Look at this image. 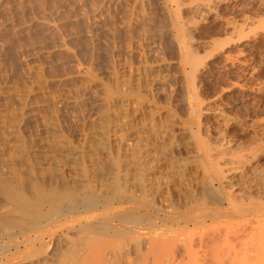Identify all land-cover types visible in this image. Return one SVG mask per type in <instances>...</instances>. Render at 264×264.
<instances>
[{
  "label": "rangeland",
  "instance_id": "obj_1",
  "mask_svg": "<svg viewBox=\"0 0 264 264\" xmlns=\"http://www.w3.org/2000/svg\"><path fill=\"white\" fill-rule=\"evenodd\" d=\"M121 77L144 102L138 122L166 129L146 134L153 150L144 172L124 167L107 132L102 150L88 154ZM92 80L102 92L87 90ZM24 88L35 91L24 116L12 118L21 167L0 133V264H93L96 253L117 248L137 261L123 264H148L140 260L148 247L194 234L196 245L204 232L218 238L240 220L236 203L264 206V0H0V118L13 104L7 94ZM54 97L81 106L54 107ZM50 135L72 152L51 151ZM13 168L27 172L25 187ZM124 169L155 183L133 187ZM15 193L26 216L14 211ZM50 214L57 218L40 234L24 237ZM177 246L183 256L186 246Z\"/></svg>",
  "mask_w": 264,
  "mask_h": 264
},
{
  "label": "bare ground",
  "instance_id": "obj_2",
  "mask_svg": "<svg viewBox=\"0 0 264 264\" xmlns=\"http://www.w3.org/2000/svg\"><path fill=\"white\" fill-rule=\"evenodd\" d=\"M135 74H137V73H135ZM140 74H141V72H140ZM135 77L137 78V76H135ZM138 77H140V75ZM39 79H37V80H39ZM86 79L89 80L88 77H86ZM86 79H84V80H86ZM129 79H127V78L126 79H124V78L121 79L122 84L120 83L121 84L120 86H124V87H120L118 85L121 89H123L122 90L123 92L122 91L120 93H116L115 92L116 94L114 92H113L114 94L110 93L111 95H109L110 96L109 97L108 96L109 92L107 93V91H105L107 93V96L109 97V98H107V102H106V106H105L107 108H106L104 113H101L102 115H99L100 116V118H99L100 121L99 122H95V124L97 123L94 126L95 132L94 133L92 132L93 135L91 134V137L89 136L90 138H92L91 142H92L93 146L92 147L90 146L89 150L90 149L94 150L96 148H99V149L101 148V150H102V143L105 142V141L102 142V140L100 138V136H101L100 134H103L102 136L105 137V134H106L105 132H107V133L110 134V136H112L110 138H113V140L118 141L119 143L117 142V144H119V146L121 145V147H122V150H123L122 153L125 156L124 159H126L125 163H124V160L122 162V163H124L123 165H125L124 167L129 168L127 170H130V171L134 170V173H135L136 172L135 170L136 169L138 170L139 168H141L144 163H146L147 161L150 162L149 159H150V157H152L151 156V150H153L152 149L153 147L151 148V150H149L150 147H151V146L149 147L150 144L148 145L149 149L145 145L146 144L145 142L148 141L147 139L150 140V138H148V136L146 134H148V133L149 134L150 133L156 134L157 133V135L161 136V134L166 130L165 129L166 127H164L165 130L163 132H161V129H163V126L160 125L162 127H160V126L158 128L155 127L151 123L152 121L150 122V119L147 120V122H144V121L140 122V120L138 122L139 115L141 113V109H142V106H143L142 104L144 102H142L138 98H134V97L131 96L132 94H130V91H129V90H131V88H129L130 87L129 85L131 84L130 80H132V79H130V80ZM94 80H92V82H89V84L87 83L88 84L87 90L96 89V88H97V90H100L98 87L102 86L100 84L101 82L100 83L97 82L98 80L93 82ZM137 80H139V78H137ZM162 80H164V79L162 78ZM157 81H161V80H159V78H157ZM157 81H155V82H157ZM119 82H120V80L116 84H118ZM42 83L38 82L39 86L36 85L37 86L36 88H38L40 90L41 87H42ZM116 84H115V88H117ZM25 86H26V84H25ZM106 87H104V88H106ZM27 88H24L25 90L23 89V92H22L21 89H19V92L21 90L20 93L11 91V92H13L12 94L10 93L11 95L9 93L7 94V95H9V98H12L13 102H11V103H13V104H12V106H9V107L7 106L8 108H5L6 112L4 111L5 113L3 112L4 113L3 117L0 118V131H1L0 133L3 132L2 134L5 136L4 137V141H5V145H6L5 146L6 150L9 151L10 153H13V156L11 154V157H10L11 160H10V158H9V160L11 161V164L14 163V166L20 162V156L21 155L19 153H20V151H22V148H24V147H23V144H22V141H21L20 137L17 135L19 127L15 123V121H13L14 119L12 120V118L15 115L17 116L18 111H20V114L22 113L21 115L24 116L23 114L27 112V111L25 112V110L27 108H29V106H31V105H29L28 101L30 100L31 96H33L32 94L34 93L33 91H35V89L34 88H30V89L26 90ZM115 88L112 89V90L116 91ZM16 90L18 91L17 88H16ZM118 90L120 91V89H118ZM36 91H37V89H36ZM46 91H44V92H46ZM108 91H110V90H108ZM103 96H106V95H103ZM7 98H8V96H7ZM61 99H58V98L55 99V97L54 98H50V100L47 101V103H49V105L50 104L51 105H55L54 107H56L57 105L60 106V107L63 106L64 108H66V106H68V108L69 107H73V110H74L75 107L78 108V106H81V104H80L81 101L78 100L79 98H75V99L73 98L74 100H72V101L71 100L70 101L69 100L65 101V100H63V99L61 100ZM76 99H77V101H76ZM102 99H104V98H102ZM9 100H11V99H9ZM105 100H106V98H105ZM145 104H146V102H145ZM147 105H148V103H147ZM50 108H52V107H50ZM79 109H81V108H79ZM23 111H24V113H23ZM20 114H18V115H20ZM0 116H2V114ZM45 116H48V115H45ZM48 117H49V119H51L50 118L51 116H48ZM19 119H20V117H19ZM151 120H153V119H151ZM17 122H18V120H17ZM46 127L48 128V125H46ZM48 129L53 130V125L51 123H50ZM107 136H108V134H107ZM156 138L158 139L160 137L157 136ZM107 139H108V137H107ZM46 140H47V138H46ZM107 141H109V140H107ZM48 142L50 144H53V147L51 149V151H53V152L62 151V150H67L68 152H72V150L70 149L71 147L69 148L68 145L64 141H60L59 137H57L55 135H50L49 138H48ZM90 145H91V143H90ZM140 145H142V147L145 146L144 150H143V148H141V150H143V151L140 150ZM103 146H105V144ZM160 151H161V149H160ZM92 152L95 153V150L94 151L91 150L90 153H88L90 157H91L90 154L94 155V153H92ZM161 152H163V151H161ZM62 153H64V152H62ZM64 154H66V152ZM72 155H73V153H72ZM72 155H71V157H72ZM90 160H92L91 163L95 162V158L94 157H92ZM38 163L40 164V162H38ZM150 164H151V162H150ZM150 164H149V166H150ZM93 165H94V163H93ZM19 167H21V165H19ZM144 167H146V166H144ZM147 168L145 170H148ZM13 169H15V168H13ZM16 169H15V171L13 170V172H15L13 174H14L15 177H21V178H16V179H21L22 180L21 183L23 184L24 180L26 179L25 174L27 172L26 173L22 172L20 170L21 168L19 170H16ZM124 170H126V169H124ZM141 170L143 171V169H141ZM149 170H150V168H149ZM72 171L73 170H70V172H72ZM10 172H12L11 169H10ZM131 172H133V171H131ZM127 173L129 174V171H127ZM140 173H142V172H140ZM124 175L125 174H123V176ZM127 176L128 175H125L124 177H122V179H125L126 181H128V179L132 178L131 181H130V184L133 187H135V186L137 187V185L140 184L138 182H142V181L144 182L145 185H147V184L149 185V184H154L155 183V181H153L150 177L148 178V176H147V178H143L142 181L141 180L139 181V179L137 177L133 178L132 175L130 177V174H129L128 179H126ZM145 177H146V175H145ZM140 179H142V177ZM107 183H109L108 180H107ZM22 184H20V185H22ZM24 184L26 185V183H24ZM24 184H23L22 187H25ZM104 184L106 185V183H104ZM99 186H101V185H99ZM99 188H101V187H99ZM102 189H106V188L103 187V188H101V190ZM10 192L11 191H9L8 194ZM15 195H16V193H15ZM261 195L262 194H260L258 196H261ZM16 196L17 197H13V198L10 196L8 199L12 198L10 200V202H12V201L17 202V203H15L16 206H14V209H15L14 211H16V208H17L19 210V211L17 210V212L22 213L24 211V210H22L24 208V205L22 203H23V200L25 199V197L22 196V194H21V196H22L21 198H20L19 195H16ZM6 197H8V196L6 195ZM256 198H258V197H256ZM259 198H261V197H259ZM259 198H258V201H259ZM256 201H257V199H256ZM14 202H12V203H14ZM236 204L234 206L235 207L234 208V212H235L234 216L238 220L239 219L240 220L238 222L236 221L237 222L236 224L232 225V223H231V225H232L231 227H230V224H229V226L227 227L228 229H226V227L221 225L220 228L224 227L225 231L222 228L221 232L223 231L224 233L222 232L223 234H221V236H219V237L217 235L220 234V229L213 228L214 230H212V231L216 230V233H218L216 236L218 238L213 237L214 234H212L213 235L212 237L205 238V237H208V236L207 235L205 236L206 233L203 231L204 232V237H202L203 234H202V236H200L201 238L197 237L198 240L199 239L200 240H199V243L197 242L198 244L196 242H194V243H196V245H195V244H192V242H193L192 238H194L193 236H196V234H194L191 238H184L185 241H182V242L180 241L181 238L179 239V238L172 237L173 239L170 240V243L168 242L169 244H166L165 242H164V244H162L163 246L166 244L167 245V247L165 246L166 248H164L162 245L161 246L158 245L159 243L157 244V247L156 246L152 247V248H151V246L148 247L150 249L149 250L147 249L148 250L147 254L143 253L144 254L143 256H141V254H140V256H141V258L139 257L140 260H143L142 258H144L146 256L144 261L148 260L147 259L148 257H150V259H151V260L149 259L150 261L148 262V264H264V206H262L261 203L260 204L258 203L257 205L255 203L254 204L252 203L253 205L248 203V205H247V204H243V202L240 203V204H237V205ZM231 208L233 209V207H231ZM20 210H22V211H20ZM23 214L25 215V211L23 212ZM251 214H254L256 216V218L253 219V221H250V220L247 219L249 216H251ZM230 217H232V216H230ZM56 218H57V216H54L53 214H50L48 216H43L42 215V216L38 217L34 222H32L31 226H29V227L27 226V227H25L23 229L24 232L28 231V232H25L24 237H26V238L29 237L30 238L31 234H34V237H35V235H37L39 233V231L45 227V225H46L45 222H49V221H51V219H56ZM232 219H234V218H232ZM226 224H227V222H226ZM20 232H19V234H21ZM209 233L210 232H208V235H209ZM231 233L233 234L232 237L229 235ZM183 236H185V235H183ZM188 236H190V235H188ZM32 239H33V237H32ZM237 239H238V241H237ZM33 240H35V239H33ZM154 240H156V239H154ZM158 240H160V239H158ZM27 241L29 242V239ZM163 241H165V240L163 239ZM25 242H26V240H25ZM137 242H138V240H137ZM152 242H155V244L153 243V246L156 245V241L152 240ZM179 242H181L184 245L183 247H185V246L186 247H185V251H184V248L182 247L183 251L185 252V253L183 252L184 255L182 254V251H181V254L183 256H179L178 257V256H176L177 253L175 252V250H176V246L177 245L179 246V244H181ZM150 243H149V245H150ZM193 245H195L197 248L194 246L196 249H193L194 248V247L192 248ZM125 246H126V244H125ZM178 246H177V248H178ZM117 249H119V248H117ZM136 249H138V248H136ZM116 250L100 251V252L96 253L94 255V258H93V264H123V263H125L124 261H126V262L127 261L131 262V260H133V262L136 261L132 257H129L128 255H125V256L121 255L122 253L120 254V252H123L122 249H120L121 250L120 252H118ZM125 253H127V252H125ZM135 259H136V257H135ZM43 261H45V260H43ZM32 262H31V264H32ZM36 262H37V260H36ZM23 263H25V262H23ZM135 263H137V261Z\"/></svg>",
  "mask_w": 264,
  "mask_h": 264
}]
</instances>
